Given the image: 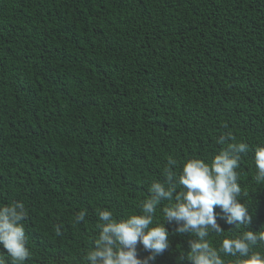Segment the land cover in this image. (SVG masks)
<instances>
[{
	"label": "trees",
	"instance_id": "16d2710c",
	"mask_svg": "<svg viewBox=\"0 0 264 264\" xmlns=\"http://www.w3.org/2000/svg\"><path fill=\"white\" fill-rule=\"evenodd\" d=\"M240 142L237 199L251 223L228 224L217 206L223 231L206 237L225 264L247 259L224 253L225 238L264 232V0H0V206L25 207L23 264H88L100 210L143 214L167 171ZM165 227L153 264H191L198 237ZM252 253L264 256V241ZM0 262L13 264L2 247Z\"/></svg>",
	"mask_w": 264,
	"mask_h": 264
},
{
	"label": "clouds",
	"instance_id": "9594fccd",
	"mask_svg": "<svg viewBox=\"0 0 264 264\" xmlns=\"http://www.w3.org/2000/svg\"><path fill=\"white\" fill-rule=\"evenodd\" d=\"M225 142V136L218 140L220 144ZM247 150L248 145L243 142L229 143L210 163L201 159L187 160L178 178L167 171V186L160 182L151 184L150 195L141 204L143 214H133L126 219L117 220L110 210H100L98 216L102 223L93 249L86 254L88 264H153L156 257L169 248L170 233L165 227L166 223L175 224L177 234L195 233L198 237L188 242L191 264H225L206 237L209 235V228L217 232L223 231L217 223V206L226 223H251L249 209L237 199L241 188L235 171L239 167V154ZM254 159L256 179L258 182L264 181V145L256 148ZM175 163L172 159L168 161L169 165ZM174 179L181 186L180 191H177L176 183L172 182ZM162 200L174 203L163 209L165 222L150 227ZM26 215L21 202L0 206V247L6 250L13 264H23L29 257L22 223ZM85 215L84 211L79 212L76 222L83 221ZM59 231L57 227V234ZM258 240L264 241V232L257 234L247 231L235 239L225 238L221 248L226 254L247 257L243 264H264V256L260 253L249 254L250 245H255ZM138 244L149 253L148 256L139 257ZM179 260L182 261L183 257Z\"/></svg>",
	"mask_w": 264,
	"mask_h": 264
}]
</instances>
